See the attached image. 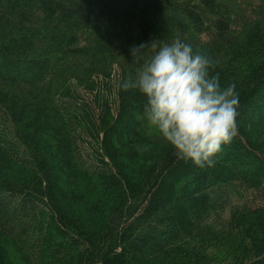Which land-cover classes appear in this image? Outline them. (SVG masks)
I'll use <instances>...</instances> for the list:
<instances>
[{
    "label": "trees",
    "instance_id": "1",
    "mask_svg": "<svg viewBox=\"0 0 264 264\" xmlns=\"http://www.w3.org/2000/svg\"><path fill=\"white\" fill-rule=\"evenodd\" d=\"M174 39L239 93L211 168L115 87ZM0 264H264V0H0Z\"/></svg>",
    "mask_w": 264,
    "mask_h": 264
},
{
    "label": "clouds",
    "instance_id": "2",
    "mask_svg": "<svg viewBox=\"0 0 264 264\" xmlns=\"http://www.w3.org/2000/svg\"><path fill=\"white\" fill-rule=\"evenodd\" d=\"M146 46L153 50L147 56ZM129 56L139 66L115 87L143 97L142 119L178 159L197 168L213 167L222 146L238 133L236 85L222 87L218 75H210L215 60L180 39L131 46ZM142 150L148 151L147 145Z\"/></svg>",
    "mask_w": 264,
    "mask_h": 264
}]
</instances>
